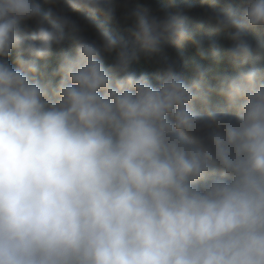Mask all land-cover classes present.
Instances as JSON below:
<instances>
[{
	"label": "clouds",
	"instance_id": "9594fccd",
	"mask_svg": "<svg viewBox=\"0 0 264 264\" xmlns=\"http://www.w3.org/2000/svg\"><path fill=\"white\" fill-rule=\"evenodd\" d=\"M0 264H264V0H0Z\"/></svg>",
	"mask_w": 264,
	"mask_h": 264
},
{
	"label": "trees",
	"instance_id": "16d2710c",
	"mask_svg": "<svg viewBox=\"0 0 264 264\" xmlns=\"http://www.w3.org/2000/svg\"><path fill=\"white\" fill-rule=\"evenodd\" d=\"M137 2H138V0H131L132 6H134ZM139 2H143V0H139ZM150 2H152L154 4H158V3H162L163 0H150ZM118 15H119V13H118ZM187 54L188 55L191 54V48H190V46L187 49ZM137 67H138L139 70H147V71H153L154 70L151 66L145 65L143 62H141V64L138 65Z\"/></svg>",
	"mask_w": 264,
	"mask_h": 264
}]
</instances>
